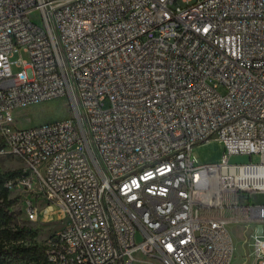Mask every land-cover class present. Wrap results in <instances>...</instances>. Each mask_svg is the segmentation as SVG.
I'll return each instance as SVG.
<instances>
[{
	"label": "built area",
	"instance_id": "obj_1",
	"mask_svg": "<svg viewBox=\"0 0 264 264\" xmlns=\"http://www.w3.org/2000/svg\"><path fill=\"white\" fill-rule=\"evenodd\" d=\"M181 1L0 0V155L22 163L6 186L28 221L60 222L53 264H230L231 222L256 224L264 264V0ZM64 96L69 116L18 126ZM212 138L223 161L199 164Z\"/></svg>",
	"mask_w": 264,
	"mask_h": 264
},
{
	"label": "rangeland",
	"instance_id": "obj_2",
	"mask_svg": "<svg viewBox=\"0 0 264 264\" xmlns=\"http://www.w3.org/2000/svg\"><path fill=\"white\" fill-rule=\"evenodd\" d=\"M179 4H184L179 0ZM31 18L38 24H43L41 20L40 11H34ZM16 57H20L17 54ZM28 54L23 53V58L28 59ZM68 98L66 96L48 100L39 104H34L25 108H20L15 112V117L18 120L19 127H32L44 122L62 119L69 116L70 110L67 104ZM226 153L225 143L217 138H212L208 141L195 145L192 149V155L197 158L199 164H213L223 161L224 154ZM231 163H246L250 161H260V156L254 154H233L229 157ZM0 168L3 171H14L22 168V163L19 159L10 155H0ZM252 199L259 203L264 204L263 192H252ZM13 209L17 213L13 220V227H27L37 230L35 241L38 244L45 243L48 236L57 230L61 224L54 221L52 223H35L26 219L23 211L22 194L20 190H13L10 193V198L18 197ZM255 223L247 222H231L229 230L234 240V254L230 264H254V248H253V234L255 233ZM44 247V246H43ZM135 259L130 264H163L162 261L155 257H149L143 252H134Z\"/></svg>",
	"mask_w": 264,
	"mask_h": 264
},
{
	"label": "trees",
	"instance_id": "obj_3",
	"mask_svg": "<svg viewBox=\"0 0 264 264\" xmlns=\"http://www.w3.org/2000/svg\"><path fill=\"white\" fill-rule=\"evenodd\" d=\"M3 147L0 141V149ZM21 174L22 169L3 171L0 168V264H53L45 254V243L35 241L37 230L12 226L17 215L13 206L19 196L10 198L12 190L6 182Z\"/></svg>",
	"mask_w": 264,
	"mask_h": 264
},
{
	"label": "crops",
	"instance_id": "obj_4",
	"mask_svg": "<svg viewBox=\"0 0 264 264\" xmlns=\"http://www.w3.org/2000/svg\"><path fill=\"white\" fill-rule=\"evenodd\" d=\"M137 251H138V252H142V251H140V250H138V249H136L134 252H137Z\"/></svg>",
	"mask_w": 264,
	"mask_h": 264
}]
</instances>
